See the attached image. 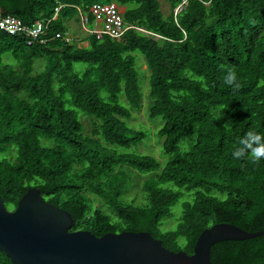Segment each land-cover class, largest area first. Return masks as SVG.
<instances>
[{
    "label": "trees",
    "instance_id": "1",
    "mask_svg": "<svg viewBox=\"0 0 264 264\" xmlns=\"http://www.w3.org/2000/svg\"><path fill=\"white\" fill-rule=\"evenodd\" d=\"M112 1L135 4L125 18L148 32L133 29L118 40L86 36L89 45L81 46L0 28L6 206L15 208L37 187L72 213V231L150 232L189 254L218 223L263 231L264 159H235L233 152L249 130L264 134V0H171L168 17L160 0H0V14L32 26L62 5L45 35L50 39L69 33L79 7ZM139 53L151 71L148 116L164 121L156 133L166 163L136 151L148 137L130 122L144 107ZM40 60L45 67L36 71ZM229 70L238 89L224 83ZM172 217L178 224L166 230ZM212 262L264 264V234L214 244ZM0 264H14L1 249Z\"/></svg>",
    "mask_w": 264,
    "mask_h": 264
},
{
    "label": "water",
    "instance_id": "2",
    "mask_svg": "<svg viewBox=\"0 0 264 264\" xmlns=\"http://www.w3.org/2000/svg\"><path fill=\"white\" fill-rule=\"evenodd\" d=\"M74 221L72 213L48 202L37 187L28 190L14 211L0 193V249L14 264H213L214 244L264 234L218 223L200 234L189 254L168 249L150 232L97 236L89 230L72 231Z\"/></svg>",
    "mask_w": 264,
    "mask_h": 264
},
{
    "label": "built area",
    "instance_id": "3",
    "mask_svg": "<svg viewBox=\"0 0 264 264\" xmlns=\"http://www.w3.org/2000/svg\"><path fill=\"white\" fill-rule=\"evenodd\" d=\"M61 9L62 5L56 7L53 18L38 20L32 26H26L16 16L9 15L4 17L0 14V28L2 27L3 30L5 29V31L7 30L11 34L26 33L33 39L40 40L43 43L59 38L67 42H72L74 39L69 33L59 31L50 39L45 36L50 31L51 22L57 19ZM79 9L78 22L81 24L82 30L87 33V36H96L99 39L107 36L113 39H120L128 30L139 28L126 21L123 10L115 2L94 3L88 6L86 10H83L81 7ZM182 9L183 5L178 7L177 11Z\"/></svg>",
    "mask_w": 264,
    "mask_h": 264
},
{
    "label": "rangeland",
    "instance_id": "4",
    "mask_svg": "<svg viewBox=\"0 0 264 264\" xmlns=\"http://www.w3.org/2000/svg\"><path fill=\"white\" fill-rule=\"evenodd\" d=\"M161 1V6H162V11L164 12L165 16L168 17L171 13V7H172V2L171 0H160ZM135 4H130V5H123V7L126 9H129L131 7H134ZM119 7H121L119 5ZM122 7V9H123ZM68 28H69V33L72 36V38L74 39V41L76 40H81L83 43L81 46H88L89 44V40H86V36L87 33L82 30L81 24L79 22L76 21H70L68 24ZM10 54H7L5 56V60L7 61H11L10 59ZM145 56L142 55L141 53H139V62H138V69L141 72L140 73V78H141V87H142V91H143V95H144V107L136 112L135 117L130 121L132 124L136 125V127L138 128H143L148 132V137L146 138V140L144 141V143L136 148L137 152L143 153V154H148L151 156L156 157L159 161H161L162 163H166L169 160V156L166 155L163 151V141L164 139H160L158 134L156 133L157 130L162 127L163 124V120L162 118H158L156 120H151L148 116V111H149V107L150 104L148 103L150 101V98L147 97V94H150V68H148V64H146L147 61H145ZM77 66H85V64H81L78 63ZM45 67V61L44 60H40L36 63V71L39 70H43ZM143 71V72H142ZM144 73V76L143 74ZM148 76V78H147ZM148 109V110H147ZM82 116H86V115H81ZM85 122L87 123V126L89 129L92 128V125L90 124V121L88 119H85ZM149 128V129H148ZM183 146H186V144H184ZM141 188L140 184H136L134 190H139ZM133 192V191H132ZM186 198H191L188 195H186ZM101 204V205H100ZM98 205L102 207V202L100 203L98 201ZM178 224V220L176 217H172V218H168L166 220V224H165V229H174L176 228Z\"/></svg>",
    "mask_w": 264,
    "mask_h": 264
},
{
    "label": "clouds",
    "instance_id": "5",
    "mask_svg": "<svg viewBox=\"0 0 264 264\" xmlns=\"http://www.w3.org/2000/svg\"><path fill=\"white\" fill-rule=\"evenodd\" d=\"M112 2H115L118 5H120L121 9H122L123 5L119 4L116 1H112ZM122 10H123V14L125 17V12L127 9L125 10V8L123 7ZM127 22L132 24L129 21H127ZM133 25H135V24H133ZM137 27H139V28H132V29L128 30L127 32H129L133 29H138V30H142L144 32H148L145 28H141L138 25H137ZM125 34L120 39H123ZM116 40H118V39H116ZM224 83L229 85V86H233L237 89L240 87L239 83L237 82V74L233 70L228 71L227 75L224 78ZM246 156L249 157L253 163H258L261 159H264V134L258 133V132L253 131V130H249L245 134V136L239 140V147H237L234 150L233 157L235 159H240V158H244Z\"/></svg>",
    "mask_w": 264,
    "mask_h": 264
},
{
    "label": "flooded vegetation",
    "instance_id": "6",
    "mask_svg": "<svg viewBox=\"0 0 264 264\" xmlns=\"http://www.w3.org/2000/svg\"><path fill=\"white\" fill-rule=\"evenodd\" d=\"M5 202V201H4ZM18 206H16L15 208H8L9 210H11V211H14V210H16V208H17Z\"/></svg>",
    "mask_w": 264,
    "mask_h": 264
}]
</instances>
